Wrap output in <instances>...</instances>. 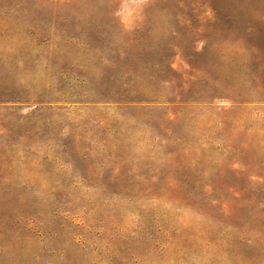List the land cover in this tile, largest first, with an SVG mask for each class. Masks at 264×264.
<instances>
[{"label":"rangeland","instance_id":"obj_1","mask_svg":"<svg viewBox=\"0 0 264 264\" xmlns=\"http://www.w3.org/2000/svg\"><path fill=\"white\" fill-rule=\"evenodd\" d=\"M0 264H264V0H0Z\"/></svg>","mask_w":264,"mask_h":264}]
</instances>
